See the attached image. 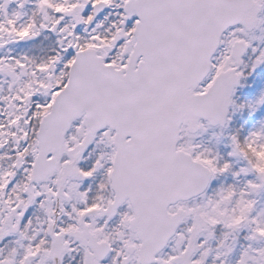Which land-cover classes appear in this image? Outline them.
<instances>
[{"label":"snow or ice","instance_id":"1","mask_svg":"<svg viewBox=\"0 0 264 264\" xmlns=\"http://www.w3.org/2000/svg\"><path fill=\"white\" fill-rule=\"evenodd\" d=\"M41 33L0 56V264H264V0H0V48Z\"/></svg>","mask_w":264,"mask_h":264},{"label":"rangeland","instance_id":"2","mask_svg":"<svg viewBox=\"0 0 264 264\" xmlns=\"http://www.w3.org/2000/svg\"><path fill=\"white\" fill-rule=\"evenodd\" d=\"M21 46L24 48V53L26 56L32 59H35V60H40L41 58H45L47 55H49V53H51V50L55 47V40H48L45 38L37 37L35 40L25 41L24 44H22ZM8 48H10L9 44H7L2 49L1 56H4L6 53H8ZM2 79L3 77L0 75V81ZM237 95L239 96V99L237 100V102L239 103L241 100L248 98L249 93L238 92ZM242 120H243V117H241L239 114H236L233 117V121L236 127L240 126V123L242 122ZM225 136H226V132L224 130L216 129L215 135L210 137L211 144L215 146L216 148L221 149L222 152L224 151L223 143H224ZM236 166L238 167L239 165L237 164ZM244 180H245V177H239L235 180L229 179L227 182L236 184L239 187L243 185ZM252 198L255 199L257 202L255 212L264 214V190L253 194ZM249 243H251L254 247H264V241L249 242Z\"/></svg>","mask_w":264,"mask_h":264},{"label":"flooded vegetation","instance_id":"3","mask_svg":"<svg viewBox=\"0 0 264 264\" xmlns=\"http://www.w3.org/2000/svg\"><path fill=\"white\" fill-rule=\"evenodd\" d=\"M40 38H45L48 40H56L55 36H53L52 34L49 33H41V35L39 36ZM22 44H24V42H22L21 44H9L8 48V53H6L5 55L7 56H21V55H25L24 53V48L21 46ZM17 47V48H16ZM2 49H0V56L2 55ZM51 53H49L50 55ZM3 79L0 81V87H7V81L9 80V77H7L6 75L0 74ZM5 78V79H4Z\"/></svg>","mask_w":264,"mask_h":264}]
</instances>
